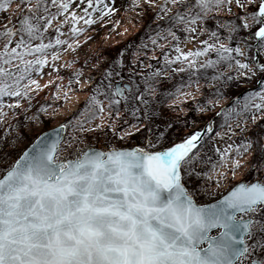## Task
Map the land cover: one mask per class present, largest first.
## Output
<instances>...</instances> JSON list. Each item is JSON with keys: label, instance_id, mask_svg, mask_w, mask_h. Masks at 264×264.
<instances>
[{"label": "snow or ice", "instance_id": "snow-or-ice-1", "mask_svg": "<svg viewBox=\"0 0 264 264\" xmlns=\"http://www.w3.org/2000/svg\"><path fill=\"white\" fill-rule=\"evenodd\" d=\"M0 264H264V0H0Z\"/></svg>", "mask_w": 264, "mask_h": 264}, {"label": "rangeland", "instance_id": "rangeland-1", "mask_svg": "<svg viewBox=\"0 0 264 264\" xmlns=\"http://www.w3.org/2000/svg\"><path fill=\"white\" fill-rule=\"evenodd\" d=\"M122 15V14H121ZM120 18V17H117ZM129 27V32L125 35H119L118 33L123 31V27ZM108 27H111V25H109ZM107 31V29H105V31H102L99 33V35L96 38V41H93V43L89 46L91 47H102L107 49L109 52L114 51L117 48L122 47L124 44H126L129 41H135L138 40V38L140 37L141 33L143 32V27H138V28H131L130 25L122 24L120 28L117 29L116 32H114L112 34L111 37L105 38V32ZM97 42H100L99 45L97 44ZM47 127L51 128V127H55V123H51L49 124Z\"/></svg>", "mask_w": 264, "mask_h": 264}]
</instances>
